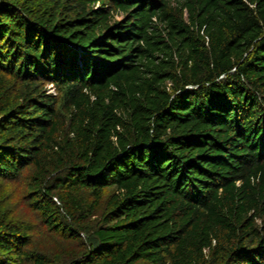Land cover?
<instances>
[{"label":"trees","instance_id":"trees-1","mask_svg":"<svg viewBox=\"0 0 264 264\" xmlns=\"http://www.w3.org/2000/svg\"><path fill=\"white\" fill-rule=\"evenodd\" d=\"M0 264H264V0H0Z\"/></svg>","mask_w":264,"mask_h":264},{"label":"rangeland","instance_id":"rangeland-1","mask_svg":"<svg viewBox=\"0 0 264 264\" xmlns=\"http://www.w3.org/2000/svg\"><path fill=\"white\" fill-rule=\"evenodd\" d=\"M50 86V89H53V86ZM7 185L9 186L10 195L9 203L6 205L8 216H18L25 218L27 221H31L33 225L31 232L33 233L34 244L36 246L44 249L51 248L56 251L62 247L65 248L67 246L66 240L62 236L46 229L37 219L35 213L28 209L27 199L25 197L27 187L24 180L21 178L11 179Z\"/></svg>","mask_w":264,"mask_h":264}]
</instances>
